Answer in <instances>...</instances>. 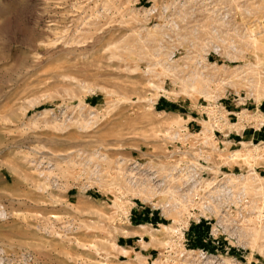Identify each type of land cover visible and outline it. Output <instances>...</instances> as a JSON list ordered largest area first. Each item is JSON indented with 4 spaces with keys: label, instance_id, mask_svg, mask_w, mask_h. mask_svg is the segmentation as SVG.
I'll use <instances>...</instances> for the list:
<instances>
[{
    "label": "rangeland",
    "instance_id": "374dc122",
    "mask_svg": "<svg viewBox=\"0 0 264 264\" xmlns=\"http://www.w3.org/2000/svg\"><path fill=\"white\" fill-rule=\"evenodd\" d=\"M211 262L264 264V0H0V264Z\"/></svg>",
    "mask_w": 264,
    "mask_h": 264
},
{
    "label": "bare ground",
    "instance_id": "6f19581e",
    "mask_svg": "<svg viewBox=\"0 0 264 264\" xmlns=\"http://www.w3.org/2000/svg\"><path fill=\"white\" fill-rule=\"evenodd\" d=\"M89 117H90V116H89ZM144 125H145V124H144ZM151 126H152V125H151ZM151 126H150V127H151ZM150 127H149V128H150ZM146 128H147V127H146ZM118 146H119V145H118ZM92 154H94V153H92ZM92 154H91V155H92ZM128 164H129V163H128ZM134 165H135V164H134ZM137 165H138V164H137ZM132 168H133V167H132ZM151 170H153V169H151ZM126 171H128V174H129L130 176H132V174L134 175V171H132L131 169H128V170H126ZM139 171H140V170H139ZM147 171H148V170H147ZM132 172H133V173H132ZM135 172H136V170H135ZM137 172H138V170H137ZM126 173H127V172H126ZM147 173L150 174L149 176H147V178H148L147 180H149V181H150V180H153V179L156 177V176H155L156 174H154V173H156V172H154V173L152 172V175H151V172H150V173L147 172ZM139 174H140V173H139ZM143 174H145V173H143ZM126 175H127V174H126ZM129 175H128V176H129ZM141 175H142V174H141ZM143 177H144V176H143ZM125 178H126V176H125ZM157 178H159V177H157ZM155 179H156V178H155ZM142 180H143V179H142ZM144 180H145V178H144ZM156 181H157V180H156ZM150 182H151V181H150ZM130 183H131V182H130ZM133 183H134V182H133ZM154 184H155V183H154ZM148 185H149V184H148ZM154 186H157V184H155ZM160 188H161V187H160ZM205 259H206V258H205ZM208 259H209V258H208ZM211 260H212V259H211ZM211 260H210V261H211ZM203 261H204V260H203ZM206 261H207V260H206ZM210 261H209V262H210ZM211 263H212V262H211ZM213 263H214V262H213ZM213 263H212V264H213ZM215 263H216V262H215ZM218 263H219V262H218ZM205 264H206V263H205ZM220 264H221V263H220Z\"/></svg>",
    "mask_w": 264,
    "mask_h": 264
}]
</instances>
